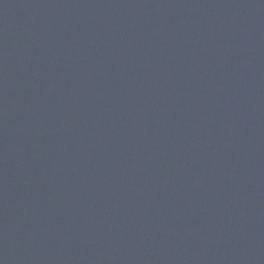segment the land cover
Returning a JSON list of instances; mask_svg holds the SVG:
<instances>
[{"label":"water","instance_id":"water-1","mask_svg":"<svg viewBox=\"0 0 264 264\" xmlns=\"http://www.w3.org/2000/svg\"><path fill=\"white\" fill-rule=\"evenodd\" d=\"M0 264H264V0H0Z\"/></svg>","mask_w":264,"mask_h":264}]
</instances>
